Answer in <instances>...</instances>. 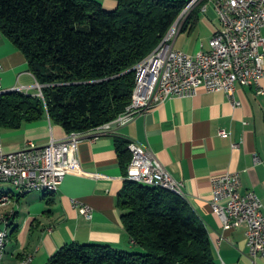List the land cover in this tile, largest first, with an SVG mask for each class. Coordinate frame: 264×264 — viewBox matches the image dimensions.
Segmentation results:
<instances>
[{"label": "crops", "instance_id": "0c3cea01", "mask_svg": "<svg viewBox=\"0 0 264 264\" xmlns=\"http://www.w3.org/2000/svg\"><path fill=\"white\" fill-rule=\"evenodd\" d=\"M95 1L108 11L118 5V0ZM185 22L173 48L188 55L209 51V40L219 28L213 8L206 13L200 10ZM260 52L264 55V47ZM0 66L3 89L24 87L26 94L37 95V82L25 57L1 32ZM235 99L240 103L237 108L223 92L198 87L191 97L168 99L124 127L112 125L96 139L94 132L84 133L77 145L83 173L67 174L55 193L34 191L12 206L16 214L3 264H18L27 255H32L33 264H50L59 250L71 244L133 251L118 206L125 170L115 150L116 137L150 149L156 163L182 183L184 200L206 226L218 264H264V258L249 256L245 225L224 230L211 209V178L229 172L239 173L241 194L258 195L264 213V77L259 88L238 86ZM66 135L44 118L18 130L0 129V146L14 152L27 143L42 147ZM81 207L91 210L90 219L80 213Z\"/></svg>", "mask_w": 264, "mask_h": 264}, {"label": "trees", "instance_id": "16d2710c", "mask_svg": "<svg viewBox=\"0 0 264 264\" xmlns=\"http://www.w3.org/2000/svg\"><path fill=\"white\" fill-rule=\"evenodd\" d=\"M186 4L118 0L108 11L95 0H0V32L25 57L43 97L0 95V129L47 118L67 134L86 133L115 120L131 104L134 67L161 43ZM128 144L114 140L125 176ZM118 206L133 251L71 244L50 264H218L206 226L176 194L125 178Z\"/></svg>", "mask_w": 264, "mask_h": 264}, {"label": "built area", "instance_id": "2783aa9c", "mask_svg": "<svg viewBox=\"0 0 264 264\" xmlns=\"http://www.w3.org/2000/svg\"><path fill=\"white\" fill-rule=\"evenodd\" d=\"M196 7L197 2L185 8L155 50L134 67L136 82L131 104L112 122L92 130L95 134L93 139L109 131L112 125L118 128L128 125L137 116L168 99L191 97L198 87L208 92H223L234 108L240 106L235 99L238 86L254 85L259 88L264 77V55L260 52L264 47V0H220V4L207 0V7L200 9L206 13L212 7L219 28L209 40V51L200 49L194 55H188L175 50L173 44L182 19H186ZM36 88V96L42 99L38 83ZM258 93L262 94V91ZM83 134L72 132L62 140L51 139L42 147L27 143L23 149L14 152H5L0 146V186L32 188L49 184L59 187L67 174L83 173L77 150ZM220 134L227 135L225 132ZM127 149L131 161L126 169V179L137 177L148 186L167 184L182 191V183L174 180L164 167L156 163L150 149L136 143H129ZM240 187L239 173L226 172L212 177V212L219 218L224 230L245 225L249 256L252 259L264 258L261 199L253 191L241 194ZM79 210L83 216L91 218L89 208L81 207ZM6 217L0 216V221ZM24 264H33L32 255Z\"/></svg>", "mask_w": 264, "mask_h": 264}, {"label": "bare ground", "instance_id": "6f19581e", "mask_svg": "<svg viewBox=\"0 0 264 264\" xmlns=\"http://www.w3.org/2000/svg\"><path fill=\"white\" fill-rule=\"evenodd\" d=\"M196 2H197V6L200 3H203L202 7H207V0H189L185 8L193 6ZM209 2H212V4H220V0H209ZM200 10L203 12V9ZM10 92L25 93V89L23 87H15L9 90H5L2 88V90H0V95ZM127 180L146 185L143 181H139L137 177H127ZM1 187H7V188L0 189V210L10 207V209L8 210L0 211V216L7 215L4 221H0V264H3L6 254V246L9 242L11 225L16 214L15 207H12L16 204V199H18V197L21 198L22 196L34 191H38L42 193H55L58 187L49 184H41V185L33 186L32 188H16L10 185H1ZM151 187H158L160 189L168 190L176 194L177 196L181 197L182 199H184L183 192L179 188H174V186H169L167 184H160L158 186H151ZM30 256L31 255L25 256L23 259L19 261L18 264L28 263Z\"/></svg>", "mask_w": 264, "mask_h": 264}, {"label": "rangeland", "instance_id": "374dc122", "mask_svg": "<svg viewBox=\"0 0 264 264\" xmlns=\"http://www.w3.org/2000/svg\"><path fill=\"white\" fill-rule=\"evenodd\" d=\"M188 1H189V0H187V3H188ZM183 10H184V9H183ZM1 188H7V187H1V186H0V189H1ZM1 210H2V209H1ZM1 210H0V211H1Z\"/></svg>", "mask_w": 264, "mask_h": 264}]
</instances>
